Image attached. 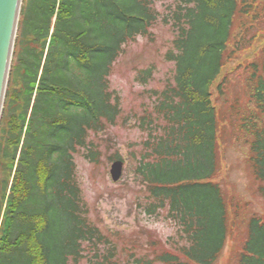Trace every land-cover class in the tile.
Listing matches in <instances>:
<instances>
[{"label": "trees", "instance_id": "1", "mask_svg": "<svg viewBox=\"0 0 264 264\" xmlns=\"http://www.w3.org/2000/svg\"><path fill=\"white\" fill-rule=\"evenodd\" d=\"M166 10L161 22L173 39L164 58L174 74L140 118L148 130L135 172L147 191L144 211L166 209L176 237L152 240L150 254L130 253L123 263L88 219L75 177L74 154L98 161L90 133L119 115L108 77L125 45L157 20L153 0H25L13 65L24 93L6 106L13 149L4 155L17 164L10 185L1 186L9 193L0 197V264H215L240 208L217 180L225 132L245 137L264 201V45L224 74L214 100L211 92L225 64L255 39L264 0H173ZM235 27L240 33L230 44ZM151 75L144 69L138 79ZM234 79L241 81L236 93L229 90ZM243 224L235 264H264V218L250 215Z\"/></svg>", "mask_w": 264, "mask_h": 264}, {"label": "rangeland", "instance_id": "2", "mask_svg": "<svg viewBox=\"0 0 264 264\" xmlns=\"http://www.w3.org/2000/svg\"><path fill=\"white\" fill-rule=\"evenodd\" d=\"M24 2L25 0H21L20 3L5 96L0 112V197L2 195L7 197L9 190L2 191L1 186L5 181L7 187L10 185L17 164V158L12 160L6 157L4 151L7 147L8 150L13 149L6 142L5 132L9 129L11 117L7 113V102L10 98H16L20 102L19 97L24 93L13 71L19 50L17 41L21 38L19 25ZM172 2L173 0H153V6L158 12L157 20L151 24L146 35H139L134 41L127 43L122 54L112 65L108 77L109 88L119 97L120 112L114 124H107L102 130L90 133V139L99 154L98 161H90L83 157L82 153L85 151L82 150L74 154L75 177L88 207V219L110 237L123 263L128 261L130 253L133 254V258L150 254L152 240L165 244L169 238L176 237V226L168 217L166 209L158 210L152 215L144 211L147 191L135 172L136 157L141 152V142L148 130V127L140 126V118L152 110L155 97L153 92L161 91L174 74L173 62H168L164 58L166 51L171 48L173 32L169 25L161 22L162 16L167 12L166 6ZM258 26L259 30L256 31L250 47L237 52L213 82L211 87L213 100L217 94L216 87L224 74L258 56L264 45V19ZM239 33L240 28L235 27L230 44L238 38ZM144 69H151L152 75L146 81H140L138 74ZM234 83L229 90L236 93L241 81L234 79ZM236 137L234 133L225 132L220 136L218 144L220 170L217 180L237 201L240 208L234 230L227 238L215 264H235L234 252L243 239V220L250 215L264 218V201L255 191L256 182L247 162L248 146L241 141L245 137L241 134L240 140L235 139ZM115 156L123 161L122 174L117 181H113L109 173ZM4 207L3 202L2 210ZM3 222L2 211L0 234L4 228ZM81 264L86 262L82 261Z\"/></svg>", "mask_w": 264, "mask_h": 264}, {"label": "water", "instance_id": "3", "mask_svg": "<svg viewBox=\"0 0 264 264\" xmlns=\"http://www.w3.org/2000/svg\"><path fill=\"white\" fill-rule=\"evenodd\" d=\"M20 3L21 0H0V112L5 96L4 91L18 24ZM122 170V160L112 161L109 170L111 179L117 181L121 177Z\"/></svg>", "mask_w": 264, "mask_h": 264}]
</instances>
